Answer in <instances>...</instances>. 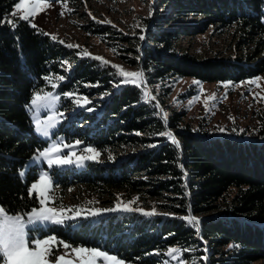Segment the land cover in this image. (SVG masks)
Returning a JSON list of instances; mask_svg holds the SVG:
<instances>
[{
	"label": "trees",
	"instance_id": "obj_1",
	"mask_svg": "<svg viewBox=\"0 0 264 264\" xmlns=\"http://www.w3.org/2000/svg\"><path fill=\"white\" fill-rule=\"evenodd\" d=\"M16 2L0 0V205L8 213L39 205L29 189L41 166L34 162L22 170L47 141L35 131L28 106L35 91L54 89L64 110L75 98H88L59 129L67 141L96 147L101 159L79 170L53 168V186L136 198L132 206L158 212H102L78 218L77 225L49 224L41 234L133 264H157L170 244L182 246L191 264H249L264 257V138L210 134L183 123L185 112L177 110L168 112L165 124L155 99L145 96L146 86L122 82L112 65L79 54L29 21L14 20L15 27L3 22L13 19ZM263 7L264 0H153L152 16H144L143 29L134 34L91 18L82 25L117 43L119 56L140 66L153 91L175 76L239 81L263 72ZM210 25L230 34L231 52L196 56L176 45L179 36ZM57 76L64 79H45ZM169 92L164 87L157 95ZM259 116L264 133V112ZM163 131H172L178 144L159 135ZM189 213L197 216L196 226L181 219Z\"/></svg>",
	"mask_w": 264,
	"mask_h": 264
},
{
	"label": "rangeland",
	"instance_id": "obj_2",
	"mask_svg": "<svg viewBox=\"0 0 264 264\" xmlns=\"http://www.w3.org/2000/svg\"><path fill=\"white\" fill-rule=\"evenodd\" d=\"M47 2L49 7H47L45 11L39 12L34 18H31V24H35L48 33L57 36L58 40L63 41V43L67 46L79 45V54H82L86 50L92 56L103 57L104 60L110 62L108 63L110 65L122 66L125 71L142 72L139 65H131L119 56L120 53H123V51L118 49L119 46H117V43H108L101 39L100 36L93 35L91 32L84 29L82 24L87 23L89 18L93 19L94 17V21L109 23L117 30L123 31L127 34H134L137 32L139 27H142L143 29V24L141 22L143 17L146 15L150 17L152 16L153 0H47ZM16 3H18V0ZM140 37H143V32L140 33ZM176 45L180 49L187 50L196 56L209 55L213 52L225 54L231 52V48H233L230 34L227 31L219 32L212 25L195 35L179 36V38L176 40ZM116 70L119 74V69ZM257 77L260 78L258 80L259 87H257L256 84L249 83V81H252ZM123 80L124 77H122V82ZM143 83L144 86L147 87L146 90L149 96L152 98L154 97L162 117L164 113H167L168 115L169 111H184L185 113L183 116V123L187 122L191 124L192 127H199V129L205 130L210 134H226L239 138L242 137L244 139L264 138V133L260 131L262 119L259 116L260 114L263 115L264 112V71L239 81H232L230 79L209 81L201 80L191 75L175 76L172 77L171 80L157 82L154 86L155 90L153 91L149 89L144 76ZM226 84L229 86L225 87ZM164 87H170L168 96H165L164 94L157 95V93L160 91L164 92ZM37 92L41 91H35L34 93ZM44 92H50L54 96L58 97L54 89L43 90L41 95H43ZM33 95L28 107L35 131L37 132L36 121L46 120L48 116L52 115L53 113H57V119L59 122L56 124V127L49 130L50 135L48 137H44L41 133L37 132L40 137L47 141V144L42 150L33 154L28 159L22 172L26 170L28 164L35 162L41 166L39 176L42 172L47 171L54 184L55 176L52 174L53 168L59 170H79L81 168H85L87 166V162L90 161H85L83 165L70 164L64 166H53L51 169H49L47 162L43 158L36 159L40 152L50 147L53 143L73 144L75 141H79H67L65 133L60 131L59 127L68 114L80 105L76 103L75 98L74 104L66 110L59 107L58 99L55 102L54 107L31 106ZM213 95L215 96V99L209 100L208 107L206 108L205 100ZM221 128H223L224 131H220L219 129ZM170 132L174 136V133L172 131ZM87 146L92 145H84L81 143L79 148H74L73 151L77 155L86 154L81 153L80 149H83ZM67 152L68 149H63L61 154L63 155ZM100 159L101 154L97 160ZM39 176L31 182L30 187L38 180ZM59 187L60 184L54 185L51 195V199L55 201L54 206L57 208L63 205L65 208L80 207L85 210L109 209L116 207L118 199L124 203L128 202L126 199L120 197H100L97 194H91L90 192L86 191L82 185H79V187L78 185H74L67 189L57 190ZM109 199L112 202H109ZM38 207H40V205L33 208ZM131 207L143 209L144 212H151L153 209H155V212H158L153 206L134 207L131 205ZM33 208L24 213L8 214H19L23 216L25 220H27L28 217L26 214L31 212ZM188 215L194 216L192 213H189ZM79 221L80 219H77L71 223L72 225H77ZM47 225L49 224H41L40 222H37L36 225L27 226L26 231L29 233V238L43 239L47 235H53L41 234V229L45 228ZM71 246L80 247L84 245ZM84 247L95 248L88 246ZM173 248H178L181 250L179 253H174V255L177 257L176 259H173L172 256L168 255L169 249ZM66 251L70 252V249L65 250L62 246H60L59 250L55 252L54 256L50 257L52 264H55V256L64 255ZM164 251L165 257L162 259V261L157 262V264H181V262L182 264H191L190 261L187 260L183 255V247L179 244H170L164 249ZM109 254L114 255L111 253ZM124 264L133 263L124 261ZM249 264H264V257L253 260Z\"/></svg>",
	"mask_w": 264,
	"mask_h": 264
},
{
	"label": "snow or ice",
	"instance_id": "obj_3",
	"mask_svg": "<svg viewBox=\"0 0 264 264\" xmlns=\"http://www.w3.org/2000/svg\"><path fill=\"white\" fill-rule=\"evenodd\" d=\"M49 7L47 0H18L15 4L14 12L12 13V20H5V23H11L15 27L14 20L29 21L34 18L39 12H43ZM93 19H95L93 17ZM32 27H36L32 24ZM51 35L53 40L58 39L57 36ZM143 38V37H141ZM63 43V41H60ZM68 47H79V45H68ZM83 55H91L86 50L82 53ZM94 59L101 60L103 63L108 64L110 62L104 60L103 57H94ZM112 67L119 69V75L124 77L123 82L138 86H144L143 83V72H132L125 71L120 65H112ZM46 80L55 79L57 81L63 80L64 77H45ZM260 78L249 81L250 84H256L259 87L258 80ZM230 83V82H229ZM56 87V84L52 85ZM229 85H225L227 87ZM43 92V90H41ZM34 93L31 106L36 107H54L58 97L54 96L50 92ZM66 96H73V93H66ZM149 94L145 91V96ZM154 99V97H153ZM195 99V98H194ZM215 96H210L205 100V107H208V101L214 100ZM76 103L80 106H84L89 103L86 97H77ZM91 111V109H87ZM62 115V114H60ZM162 119L165 124L167 123V113H164ZM59 122L57 119V113H53L48 116L46 120L36 121V130L41 133L44 137L50 135V129L56 127ZM224 131L223 128L219 129ZM161 136H166L171 139L173 144H178V141L174 138L170 131H163L159 133ZM81 141H75L73 144H61L53 143L50 147L44 149L39 153L36 159L43 158L51 169L53 166H64V165H83L87 160H97L100 156V152L92 147L87 146L80 149L81 154L77 155L73 149L79 148ZM63 149H68V152L61 154ZM23 175V173H21ZM53 191V182L47 171L40 174L38 180L34 182L30 189L29 194H35L38 197L40 207L33 208L31 212L27 213V220L23 216L16 214L10 215L7 210L0 206V264H52L50 257H53L55 252L62 246L65 250L70 249V252H65L64 255L55 256V264H124V261L120 260L115 255H110L108 252L103 251L99 248H87L84 246L72 247L66 242L59 240L54 234L47 235L43 239L35 238L30 239L29 233L26 231L27 226L36 225L37 222L48 223L53 226L65 225L68 221H75L83 215L87 216H98L102 212H113V211H139L144 212L143 209L132 208L131 205L135 202V199L124 203L123 201H117V205L114 208L109 209H95L85 210L80 207L76 208H65L61 205L57 208L55 201L51 199ZM145 215H155V209L151 212H144ZM181 219L189 222L193 226L197 224V218L195 216H184ZM31 245V246H30ZM231 247V246H230ZM181 250L178 248L169 249L168 255L172 256L173 259L177 257L174 253H179ZM182 264V262H181Z\"/></svg>",
	"mask_w": 264,
	"mask_h": 264
}]
</instances>
